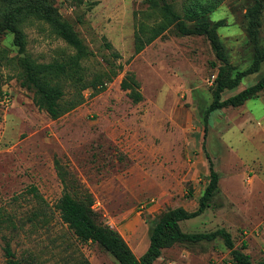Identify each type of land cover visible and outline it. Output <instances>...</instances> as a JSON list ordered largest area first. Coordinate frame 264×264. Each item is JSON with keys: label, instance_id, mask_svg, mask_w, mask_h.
<instances>
[{"label": "rangeland", "instance_id": "1", "mask_svg": "<svg viewBox=\"0 0 264 264\" xmlns=\"http://www.w3.org/2000/svg\"><path fill=\"white\" fill-rule=\"evenodd\" d=\"M48 1L89 50L83 62L90 75L109 61L122 70L104 90H84L81 104L51 119L20 85L19 58L49 62L75 49L47 22L32 17L21 25L23 52L11 32L0 33V264H6L5 240L21 264H118L97 243L78 241L61 221L55 203L62 184L54 159L91 192L99 220L139 258L165 211L197 207L209 178L203 144L220 176L218 190L201 215L179 222L181 230L196 234L223 228L234 248L246 244L241 251L251 264L264 261V91L206 116L216 76L245 71L264 49V0ZM164 2L187 25L194 23L186 16L190 6L203 8L210 22L220 21L217 33L227 65L216 58L205 35L181 36L173 26L133 55L137 24L160 21ZM113 51L121 57L114 59ZM127 72L139 83V102L120 87ZM263 73L264 59L258 72L224 89L221 99ZM65 91L68 95L70 88ZM32 186L40 198L28 191ZM152 264L241 263L217 236L176 242Z\"/></svg>", "mask_w": 264, "mask_h": 264}, {"label": "trees", "instance_id": "2", "mask_svg": "<svg viewBox=\"0 0 264 264\" xmlns=\"http://www.w3.org/2000/svg\"><path fill=\"white\" fill-rule=\"evenodd\" d=\"M1 1L4 7L0 9V33L11 32L19 52L25 50L24 32L21 25L30 17L47 22L57 36L75 49L73 54L66 55L61 59L55 58L49 62H37L27 57L19 58L21 70L17 79L20 85L32 92V100L35 106L43 110L51 119H57L81 104L84 100V90L91 89L92 94L104 90L107 84L122 70L121 64L115 65L114 61H109L108 67L98 69L90 75L83 62L89 56V50L74 31L72 25L60 17L57 9L53 7L50 1ZM149 1L151 2V0ZM159 11L160 21L153 24L144 22L137 24L133 33V55L142 51L145 46L173 26L176 33L181 36L205 35L211 43L216 58L227 65L228 60L224 46L217 33L220 21L210 22L207 20L204 15L202 16L203 8L200 6H190L187 10L186 16L190 20H194L192 25L185 24L181 16L165 2ZM250 13L254 14L251 9ZM106 47L111 48V44L106 42ZM112 54L114 59L121 57L117 51H113ZM263 59L264 49H259L255 54L253 63L245 71L236 72L234 75H230V72L219 73L214 80L213 99L206 110V116L223 107L240 106L264 91L263 73L254 84L226 99H221V93L224 89L236 87L242 76L258 72ZM2 85L3 81L0 75V97L3 94ZM67 86L70 88L68 95L65 91ZM120 87L123 90H128L127 94L134 103L141 100L139 83L132 72H127L124 75ZM203 149L208 160L209 178L208 184L198 200L197 207L191 211L183 207H175L165 211L154 224L149 236V246L139 258L134 255L127 242L116 230L99 220V216L93 208L94 199L91 192L81 186L77 179L61 166L58 159H54V166L62 184V192L55 203V208L61 221L66 224L78 241L97 243L113 256L118 264H152L160 256L163 248L176 242L212 240L217 236L223 238L226 246L231 249V254L236 262L251 264L248 254L241 251L246 244L243 242L240 248H234L231 235L225 229L221 228L210 233L191 234L184 233L180 228V221L201 215L209 206V200L213 194L218 190L220 176L214 169L204 144ZM28 191L40 198L36 187L32 186ZM3 251L6 264H21L15 257L8 240L4 242ZM81 264L88 263L83 261ZM258 264H264V261Z\"/></svg>", "mask_w": 264, "mask_h": 264}]
</instances>
